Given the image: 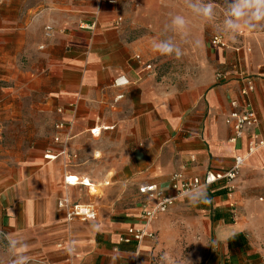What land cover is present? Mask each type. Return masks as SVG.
Segmentation results:
<instances>
[{
  "label": "crops",
  "instance_id": "0c3cea01",
  "mask_svg": "<svg viewBox=\"0 0 264 264\" xmlns=\"http://www.w3.org/2000/svg\"><path fill=\"white\" fill-rule=\"evenodd\" d=\"M13 1L8 19H3L0 27L15 33L17 0ZM131 1L93 0L85 15L78 12L80 6L73 0H63L58 6L64 11L53 20L57 31L44 38L57 54L53 60L58 76L54 145L36 149L44 152V157L37 153L6 170L0 169V230L27 240L30 257L46 264H145L142 257L148 254L151 243L150 251L157 242L156 229L161 228L165 236L166 213L188 199H178L167 212L149 222L154 240L147 238L139 246L121 243L119 238L129 227L146 224L142 214L152 202L139 188L154 183L167 196H174L172 174L181 172L189 179L203 177L209 169L230 168L236 155L247 153L250 134L231 141L233 131L226 118L233 109L232 101L241 105L245 102L240 94V74L255 73L252 54L256 38L240 32L234 42L226 40L227 48L218 47L217 66L222 72L215 76L186 87L165 83L152 70L150 61L158 55L152 48L153 41L164 38V25L171 14H165L166 21L161 19L164 16L158 15L160 10H154L161 8L160 0H150L154 3L152 10L145 8L146 0H137L142 7L130 12L124 5L130 6ZM48 21L41 16L38 26ZM259 75L251 76L256 88L250 100L264 135V72ZM120 78L128 83L116 86ZM119 94L124 96L115 103ZM15 99L16 91L0 90V108H11ZM59 122L71 126L57 130ZM107 126L113 129L103 130ZM94 128L102 129L99 137L92 135ZM100 138L110 165L104 186L116 178L109 193L119 191V195L99 201L102 207L98 220L99 205L82 197L97 195L103 183L94 170L79 168L78 162L101 156L100 149L91 147ZM48 151L56 157L47 159ZM66 176L86 178L90 184L69 185ZM235 186L232 194L223 182L208 186V202L196 204L195 209L204 224L212 219L217 223L218 234L226 242L243 234L247 226L237 222L234 208L236 213L239 208L245 211L253 220L252 228L264 219V201L259 200L264 197V148L247 158ZM62 198L94 204L96 218L69 220L58 206ZM215 214L223 217L216 220ZM70 241L76 248L71 255L66 252Z\"/></svg>",
  "mask_w": 264,
  "mask_h": 264
},
{
  "label": "rangeland",
  "instance_id": "374dc122",
  "mask_svg": "<svg viewBox=\"0 0 264 264\" xmlns=\"http://www.w3.org/2000/svg\"><path fill=\"white\" fill-rule=\"evenodd\" d=\"M137 2L132 0L130 6L124 7L130 12H135L142 7L141 2ZM159 2L161 8L155 7L154 10H160L158 15L164 16L161 19L166 21L167 13L181 14L188 20V28L184 35L168 33L174 36L182 48V57L177 59L174 56L165 57L158 54L151 59L152 70L157 76L165 83L186 87L222 72L217 66L220 49L212 45L211 40L214 36H221L230 42L237 40V36L232 39L222 30V0H213L216 6V20L213 23L205 22L192 14L183 0ZM73 3L80 6L78 12L85 15L88 11L84 10H88L93 0H73ZM143 3L146 9L152 10L154 6L152 1L146 0ZM61 4L63 0H17L16 32L0 27V90L16 91L13 106L0 108V169L6 170L37 153L44 157V152H37L36 149H47L54 145L53 126L57 119L54 93L57 90L58 76L53 60L57 54L44 38L46 26L52 25L53 33L57 31L56 22L53 20L62 15L64 10L58 7ZM13 5V0H0V22L8 19V9ZM41 16L49 18L50 21L39 27L38 19ZM241 32L247 37L256 38L252 54V69L255 73L251 76L261 77L259 73L264 72V29L251 32L242 29ZM41 128L45 131L44 135H40ZM101 139H96L91 146L100 149L101 156L96 160L78 162L79 168L94 170L99 182L103 183L97 195L82 197L99 205L98 220L99 209L102 207L99 201L104 197L119 195V191L109 193L116 185V178H112L109 186H104L109 180L107 171L110 165L109 156H106L105 149L102 148L104 142ZM196 208V205L193 206L187 201L166 213L165 236L161 228L156 229L157 242L150 251L151 243L148 254L142 257L146 261L145 264H187V261L190 264H200L204 260L206 264H264V219L260 223H255L252 228L253 220L243 209H237V222L247 225L243 235L248 245L229 246V241L226 242L219 236L217 223L213 219L206 224L201 222V218L195 212ZM240 242L242 243L241 240ZM2 248L1 243L0 249ZM165 254L168 257L167 261L162 260ZM32 261L34 264H44L40 258H32Z\"/></svg>",
  "mask_w": 264,
  "mask_h": 264
},
{
  "label": "built area",
  "instance_id": "2783aa9c",
  "mask_svg": "<svg viewBox=\"0 0 264 264\" xmlns=\"http://www.w3.org/2000/svg\"><path fill=\"white\" fill-rule=\"evenodd\" d=\"M111 2H113V0H111ZM53 31L54 27L52 25L46 26V37H52ZM211 44L219 48H227V43L221 36H214L211 40ZM136 59L140 61L139 56H137ZM147 68H150V66H147ZM240 81V94L245 98V102L241 105L237 100L232 101L231 106L233 109L226 118V124H228L233 131V137L231 138V141L233 142H236L247 134H250L247 153L236 155L230 168L226 170L209 169L203 177H194L189 179L181 172L172 174L170 182L171 187L175 192L174 196H167L164 191L154 183L141 186L139 188V192L146 194L148 199L152 202L151 206H145L142 214L146 224L140 228L129 227L126 233L119 238L121 243H135L139 246L147 238L154 240L156 235L149 230V222L158 214L167 212L172 206H174L178 199L186 197L183 194L189 192L194 187L200 185H207L208 187L218 182H223L229 194H232L236 190L235 181L239 177L241 168L245 164L247 158L259 149L264 148V135L259 131L260 118L252 101L250 100V95L256 88L255 81L251 76L246 75L243 72L240 74ZM127 83L128 81L123 80L122 78L115 81L116 86L126 85ZM123 96V94L117 95L114 102L117 103L123 98ZM58 112L63 113V110L59 109ZM70 126L71 123L65 124L64 122H59L55 127L57 130H62L69 128ZM110 129H113V127L107 126L103 128V130ZM101 131V128H94L91 130V133L93 136L99 137ZM55 141H60L59 136L55 138ZM62 154H65V151H62ZM45 157L47 159H54L56 156L48 151ZM65 180L69 185L82 183L88 186L90 184L88 179L85 178L80 180L79 177L76 176H66ZM259 199L260 201H264V197H260ZM58 206L60 209L66 211L69 220H73L75 218L94 220L97 216L96 208L94 204L91 203H72L68 198H62L58 201ZM233 210V216H236L237 214L235 208ZM0 232L3 231L0 230ZM59 246L62 247L63 244H59ZM44 264H46V262H44Z\"/></svg>",
  "mask_w": 264,
  "mask_h": 264
},
{
  "label": "clouds",
  "instance_id": "9594fccd",
  "mask_svg": "<svg viewBox=\"0 0 264 264\" xmlns=\"http://www.w3.org/2000/svg\"><path fill=\"white\" fill-rule=\"evenodd\" d=\"M184 5L197 17L205 22L213 23L216 20V6L213 0H183ZM223 19L222 30L235 39L242 29L249 32L264 29V0H222ZM188 20L184 15L175 14L170 16L168 23L164 25V38L153 41L152 48L155 52L165 57H175L179 59L183 55V50L175 41L173 34L184 35L187 32ZM43 128L40 135H44ZM189 203L195 206L198 203L208 202L207 185H200L192 188L183 194ZM0 264H34L29 255V243L22 237L13 236L10 233L0 232ZM75 242L70 241L66 252L75 253ZM168 257H162L167 261ZM187 264H190L187 261Z\"/></svg>",
  "mask_w": 264,
  "mask_h": 264
},
{
  "label": "trees",
  "instance_id": "16d2710c",
  "mask_svg": "<svg viewBox=\"0 0 264 264\" xmlns=\"http://www.w3.org/2000/svg\"><path fill=\"white\" fill-rule=\"evenodd\" d=\"M223 216L220 214H215L214 216V219L218 220V219H221ZM226 222L228 223H232L231 220H226ZM240 240L242 241V243L240 242ZM234 246V245H238L239 247H243V246H247V242L245 241V237L242 233H238L234 236H232L230 239H229V246ZM200 264H206V261H202Z\"/></svg>",
  "mask_w": 264,
  "mask_h": 264
}]
</instances>
